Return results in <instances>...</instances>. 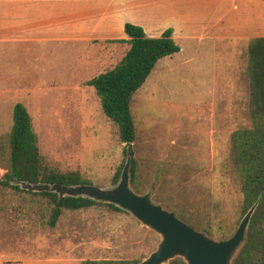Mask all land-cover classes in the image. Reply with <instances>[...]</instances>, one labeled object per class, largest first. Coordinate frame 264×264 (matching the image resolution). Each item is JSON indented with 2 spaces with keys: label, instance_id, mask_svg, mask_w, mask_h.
<instances>
[{
  "label": "rangeland",
  "instance_id": "rangeland-1",
  "mask_svg": "<svg viewBox=\"0 0 264 264\" xmlns=\"http://www.w3.org/2000/svg\"><path fill=\"white\" fill-rule=\"evenodd\" d=\"M248 47L246 42L220 44L216 55L213 45L201 48L191 67L209 70L205 77L201 73L191 79L190 72L162 75L157 67L132 104L141 194H151L154 203L176 215L186 211L205 227L210 225L215 240L232 237L244 218L232 142L235 133L252 125ZM105 50L90 48L88 61L77 63L72 56H19L0 49L1 177L11 165L14 108L21 103L32 117L47 166L80 173L99 188H113L125 161V145L95 89L85 85L118 63L106 61ZM207 56L210 63H205ZM51 211L44 197L0 187V228L5 227L0 251L6 261L28 259L34 251L43 262L67 252L85 261L140 264L162 241L126 211L106 206L65 211L56 229L48 225Z\"/></svg>",
  "mask_w": 264,
  "mask_h": 264
},
{
  "label": "crops",
  "instance_id": "crops-1",
  "mask_svg": "<svg viewBox=\"0 0 264 264\" xmlns=\"http://www.w3.org/2000/svg\"><path fill=\"white\" fill-rule=\"evenodd\" d=\"M126 24L142 27L150 38H160L172 29L181 52L162 59L154 71L159 67L162 75L190 72L195 79L209 74V70L199 67L195 72L197 67H191L201 48L213 45L216 55L220 44L237 46L264 38V0H0V49L41 58L72 56L83 63L88 61L90 48L109 47L104 51L106 61L118 62L116 67L130 49L128 43H115L128 41ZM207 57L205 63H210ZM3 231L1 226L0 234ZM34 253L28 259L6 261L0 251V264L85 262L67 252L43 262Z\"/></svg>",
  "mask_w": 264,
  "mask_h": 264
},
{
  "label": "trees",
  "instance_id": "trees-1",
  "mask_svg": "<svg viewBox=\"0 0 264 264\" xmlns=\"http://www.w3.org/2000/svg\"><path fill=\"white\" fill-rule=\"evenodd\" d=\"M125 33L128 41L115 42L130 45L124 58L116 67L87 81L85 85L95 89L101 100L104 114L118 126L120 140L125 145V161L128 158V151L132 156L131 184L135 191L141 194L140 168L134 158L133 150L137 135L132 104L157 64L162 59L180 53L181 47L175 42L172 29L167 30L160 38H150L142 27L126 24ZM247 73L250 78L249 113L252 125L249 129L234 134L232 158L235 172L241 181L244 217L257 202L259 203L249 225L246 240L232 264H264V38L250 40ZM10 143L11 165L5 176L1 177L0 173V187L12 189L19 194L40 196L49 200L52 204L48 221L51 229L57 228L65 211L80 212L97 206H106L117 213H125L121 208L111 204L82 197L60 198L58 194L51 192H29L14 184L15 181H19L32 185L49 184L67 187L93 185L80 173H61L44 163L32 117L21 103H17L14 108ZM125 161L113 179V187L121 181ZM177 216L197 231L209 236L215 235L210 225L205 227L188 212H180ZM83 264L137 263L105 259L87 260ZM169 264L187 263L177 258Z\"/></svg>",
  "mask_w": 264,
  "mask_h": 264
},
{
  "label": "water",
  "instance_id": "water-1",
  "mask_svg": "<svg viewBox=\"0 0 264 264\" xmlns=\"http://www.w3.org/2000/svg\"><path fill=\"white\" fill-rule=\"evenodd\" d=\"M131 166L132 156L128 151V159L121 181L111 189H103L94 185L73 187L49 184L32 185L19 181H15L14 184L29 192L56 193L60 198H88L99 203L117 206L131 213L143 226L154 230L162 237L158 249L140 264H169L177 258L183 259L187 264H232L246 240L249 225L259 202L243 218L232 237L215 240L182 221L176 213L154 203L151 194H138L132 188Z\"/></svg>",
  "mask_w": 264,
  "mask_h": 264
}]
</instances>
